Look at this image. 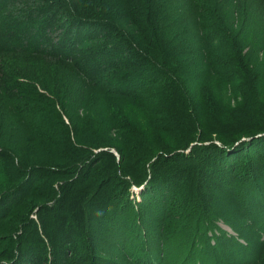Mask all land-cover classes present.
<instances>
[{
	"label": "trees",
	"instance_id": "16d2710c",
	"mask_svg": "<svg viewBox=\"0 0 264 264\" xmlns=\"http://www.w3.org/2000/svg\"><path fill=\"white\" fill-rule=\"evenodd\" d=\"M178 1L180 0H0V105L13 104L15 112L20 115L34 114L46 109L48 113L52 112L60 119L56 108L59 103L56 96H51L47 91L46 82L51 80L50 83H53L58 93L59 84L54 82L64 74L81 82L93 83L99 86L101 91L107 90L113 95L126 96L136 102L140 100L138 102L142 106H146L144 99L151 100L155 97L161 106L159 110L166 113L167 117L175 119L170 129L168 128L170 132L176 130L188 135L195 134L199 122L206 119V113L211 108L210 102H214V99L207 92L201 91L196 84L186 86L185 78L192 77L195 81H201L204 74H210V64L203 62L202 54L199 65L186 71L180 50L185 45H191L194 49L196 40L200 42L201 36L206 38L208 35L210 37L205 41L211 44V50L205 48L206 56L218 59L216 54L218 49L221 50L217 42L218 33L224 32L220 29L221 25H233L230 19L232 15L235 16L230 12L232 9L239 12L243 2H223V22L216 26L220 29L219 32L212 34L209 29L210 25L215 28L212 24L216 18L215 14H212L209 5L204 4L206 2L190 0L192 14L195 15L194 24L198 25L199 31L196 38H190L182 44L180 30H174L178 29L185 19V14L176 15V9L179 8L173 9L172 5ZM257 3V8L253 7L254 10L264 6V0ZM227 41L231 43L227 45L231 49L233 64H214L213 68L214 72L220 70L219 77L225 79L230 74L231 77L235 76L236 81L249 73V69L242 65L246 55L236 47L241 45L233 44L230 39ZM234 57L242 59L234 60ZM35 63H41V67L46 71L45 76L40 74ZM51 67H58L60 75L56 70L51 71ZM251 70L257 71L252 67ZM177 74L183 75L182 80ZM168 75L171 76L173 87H176V95H167L152 89L157 86L158 80ZM251 76L252 82H255L258 76ZM156 78L159 79L156 81ZM63 87L66 86H61L64 94L66 89L63 90ZM245 108L234 110L230 116L226 115L229 119L214 124L213 130H210L218 135L224 146H218L215 142L207 143L201 151L214 153L218 149V154H224L225 151L231 153L238 146L237 143L241 142L243 146L236 148L235 153L242 154L251 148L261 152L262 148L257 146L261 144L258 141L264 135L240 138L253 130H264V103L257 102L254 106ZM259 117L261 119H258ZM241 119L243 120L240 121ZM230 120L231 123L228 122ZM226 122L229 125H226ZM6 125L7 123L0 125V141L6 132ZM75 131L78 133V127ZM41 135L43 134H38L39 137ZM61 137L64 138L63 133ZM48 139L55 142L50 137ZM63 142V148L57 147L60 156L68 162L62 165L61 170L58 166L50 167L44 164L43 159H38L39 163H34L26 169L32 182L36 180L45 185V194L38 190L39 194L36 195L38 199L42 196L49 199L47 202L40 204L34 200L27 201L25 198L28 189L25 181L12 191L0 195V264H125L102 252L94 242L99 236L93 229L96 227L108 231V223L116 228L117 223L113 225L112 220L120 219L121 215L118 213L122 211V204L124 207L134 204L137 214L141 217L144 215L142 210L145 207H142V203L139 205L131 196L130 191L135 183L143 185L141 194L152 193L156 181L167 177L174 185V188L169 187V190H166L168 194L171 193L173 202L183 192L184 178L188 177V193L180 202L187 200L188 205L194 203V206L199 205L204 211L206 219H198V237L202 235L200 232L204 228L214 226L215 221L220 218L214 211L215 192L221 187V181L230 182L234 178L231 170L227 169L225 172L221 162L219 164V161L212 160V157L207 159L208 166H204L212 168L217 174L209 173V169L204 166H201V173L198 174L192 164H186L189 154L183 155L184 151L173 154L169 151L165 155L158 153L156 159L148 166V171L144 170V173H147L144 177L137 166L121 164L123 161L118 149V155L113 151H100L101 157L109 158L110 167L108 171L98 173L96 182L92 168L89 169L91 164L81 166L77 163L81 158L79 148L70 141ZM88 146L81 148L87 149L82 151L84 155L89 153ZM222 151L224 152L221 153ZM94 157H89L88 160ZM0 163L4 166L1 176L6 175L11 181L26 176L22 172L16 148L0 146ZM5 166H8V171ZM253 166L256 169L257 165ZM116 169L119 172L111 177ZM121 171L125 174L121 176L124 179L118 176ZM59 178L62 180L56 181ZM197 195L195 200L199 202L192 198ZM167 197L157 195L153 199L155 204L163 205ZM33 213L35 218L32 217ZM138 222L141 227V221ZM142 228L145 238L149 237L147 229L144 226ZM114 234L118 236L115 231ZM138 238L134 243L141 247V253L133 251L132 257L136 256V264H150L149 255L147 256L145 247L140 246ZM181 256L182 254L176 258L181 259ZM187 258L185 256V259ZM158 261L163 264L160 259Z\"/></svg>",
	"mask_w": 264,
	"mask_h": 264
},
{
	"label": "rangeland",
	"instance_id": "374dc122",
	"mask_svg": "<svg viewBox=\"0 0 264 264\" xmlns=\"http://www.w3.org/2000/svg\"><path fill=\"white\" fill-rule=\"evenodd\" d=\"M200 1L206 2L204 4L209 5L212 14H215L216 17L212 23L215 28L210 25L209 32L214 34L220 29L224 32L218 33L217 42L218 47L221 48L216 54L218 59L206 56L205 48L211 50V44L205 41V39H209L208 35L206 38L201 36L200 42L196 40L194 49L191 48V45H185L180 50L183 53L182 64L186 66V71L193 70L199 65L202 54L204 55L203 62L210 64V74H204L201 81H195L192 77L185 78L186 86L196 84L201 91L207 92L214 99V102H210L211 108L206 113V119L199 122V126L197 125L195 134L188 135L186 132L181 133L176 130L170 132L169 127L173 125L175 119L167 117L166 113L159 110L161 106L155 97L151 100L144 99L146 106H142L138 102L140 100L137 103L132 98L113 95L107 90L106 92L101 91L99 86L93 83L81 82L79 79L70 78V75H60L58 67H51V71L59 72L57 74L60 77L57 82H54V84H59V91L56 92L55 86L50 83L51 80L46 79L49 82H46V86L51 96L57 98L59 105L56 108L60 119L52 112L48 113L46 109L34 114L20 115L15 112L13 104L10 106L9 104L0 105V125L7 123L0 146L17 149L22 172L26 175L14 181H11L12 179L7 178L6 175H0V195L12 191L25 181L28 189L27 198H25L27 201L34 200L40 204L47 202L49 199L42 198L44 196L38 199L36 195V193L39 194L38 190L45 194L43 191L46 190L45 185L36 180L32 182L26 169L34 163H39L38 159H43L44 164H48L50 167L58 166L61 170L62 165L68 162L59 154L58 147L63 148V140L70 141L79 148L81 158L77 163L81 166L91 164L89 169L92 168L96 182L99 177L98 173L106 172L110 167L109 158L100 156L101 150L113 151L115 155H118L120 150L123 161L121 164L137 166L144 177L147 176L144 170L148 171V166L156 159L158 153L165 155L169 151L172 154L184 151L183 155L189 154L186 164H192L198 174L201 173V166H206L207 159L212 157V160L217 159L219 164L221 162L225 172L227 169L231 170L234 178L230 182L221 181V187L215 192L216 210H213L215 215L220 218L215 221L214 226L209 225L204 228L200 232L202 235L196 237L199 217L203 220L206 219L204 211L199 205L194 206V203L188 205L187 200L183 203L180 202L184 196L186 198L188 193V177L184 178L183 192L178 195L176 200L173 199V202L171 193L168 194L166 190H169V187L174 188V185L166 177V180L161 178L156 181V187L152 193L141 194L140 190L143 185L139 186L135 183L130 191L131 196L136 202L138 201L139 205L142 203V207H145L142 210L144 215L141 217L137 214L136 205L130 204V206L125 205L124 207L122 204V211L120 210L118 213L121 215L120 219L112 220L113 225L115 222L117 223V227L114 228L109 223L108 231L95 227L93 231L99 237L94 242L106 256L117 258L116 260L125 264H136V256L133 258L131 253L133 251L140 252L141 247L134 243L137 237L140 239V246L143 245L147 256L149 255L150 264L153 262V264H159L158 259L163 264H264V137L263 140L258 141L261 144L257 148H262L261 152L253 151L251 148L250 151H245L242 154L235 153L236 148L240 149L243 146L241 142L237 143L238 146L240 145L239 147H233L234 150L231 153L225 151L224 154H218V149L214 153L201 151L205 149L207 143L215 142L218 143V146H224L218 135L214 131H210L213 130L214 124L226 121L234 110L246 109L245 107L254 106L257 102L264 103V6L254 10L253 7L257 8L259 0H242L240 13L234 11L235 9L230 12L235 16L232 15V19H230L233 25L225 24L223 25L225 30H223L222 25L220 29L216 26L223 22L222 6L225 0ZM231 1L226 0V3L229 4ZM191 3L190 0H180L172 5L173 9L179 8L176 9L178 12L176 15L185 14L182 25L179 24L178 29L174 28V30H180L182 44L189 41L190 38H196L199 31L198 25L194 24L195 15L192 14ZM227 39H230L233 44L241 45V47L238 45L236 47L246 55L242 65L245 69H249V73L244 74L236 81H234L235 76L231 77L230 74L225 79L219 77L220 70L214 72L215 68H213L214 64H233L231 49L227 45L231 43ZM189 46L190 48H188ZM230 46L232 47V45ZM242 57H236V59L239 60ZM236 59L234 57V60ZM35 64L40 74L45 76L46 71L44 67H41V63ZM251 67L257 71H252ZM252 74L258 76L254 80L255 82H252ZM177 76L180 79L183 78L182 74H177ZM170 78L169 75L160 80L156 78L159 83L152 89L167 95L172 93L176 95V87H173ZM172 79L175 80L173 77ZM63 84L66 86L63 87V90L66 89L64 94L61 88ZM228 122L231 123V120ZM228 122L226 125H229ZM75 125L79 129L78 133L75 131ZM62 133L64 138L61 137ZM38 134L43 135L39 137ZM257 134L264 135L263 128L244 134L240 139ZM190 136L192 138L188 139L187 137ZM48 137L57 143L50 142ZM87 145H89V153L84 155L82 151L85 148L83 150L81 148ZM167 147L170 148L167 149ZM92 155L95 157L88 160L89 157L90 159L93 157ZM253 164L257 165L256 169ZM0 169V174H3L4 166L1 163ZM6 169L8 171V166ZM116 172L118 173L119 170L116 169L112 172L111 177L115 176ZM208 172L215 173L216 171L211 168ZM156 173L158 174V172ZM118 176L122 179L121 176H125V174L121 171ZM60 180L62 179H56V181ZM95 184L94 182L93 185ZM157 195L168 196L163 205L155 204L153 198ZM192 198L195 200L198 195L192 196ZM193 200L192 202H194ZM32 217H36L34 213ZM138 221H141V227ZM205 224L207 225V223ZM142 225L147 229H145L149 236L147 238H145ZM114 231L118 233L119 237L114 234ZM171 236L172 239H170ZM181 254V259L176 258ZM185 256L188 258L185 259ZM145 258L146 256L143 259Z\"/></svg>",
	"mask_w": 264,
	"mask_h": 264
}]
</instances>
